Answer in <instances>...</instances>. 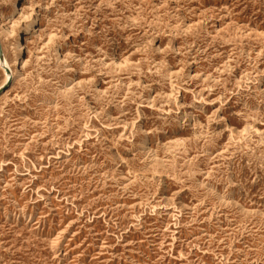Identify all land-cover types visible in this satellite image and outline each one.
I'll use <instances>...</instances> for the list:
<instances>
[{"label":"rangeland","instance_id":"rangeland-1","mask_svg":"<svg viewBox=\"0 0 264 264\" xmlns=\"http://www.w3.org/2000/svg\"><path fill=\"white\" fill-rule=\"evenodd\" d=\"M15 2L0 264H264V0Z\"/></svg>","mask_w":264,"mask_h":264},{"label":"bare ground","instance_id":"bare-ground-1","mask_svg":"<svg viewBox=\"0 0 264 264\" xmlns=\"http://www.w3.org/2000/svg\"><path fill=\"white\" fill-rule=\"evenodd\" d=\"M21 0H16L14 3L15 6H17L20 3ZM30 19V31L34 32V25L36 24V20L32 17H29ZM22 21V20H21ZM27 21V20H26ZM1 23V22H0ZM3 27V24H0V28ZM5 27V26H4ZM13 34V32H11ZM17 38V43H16V50H17V57H16V65L17 68L16 70L11 69L7 59L4 57L3 59L0 58V67L2 70H4L6 78L5 82L0 86V92L3 90H6V88L14 82L16 79L20 69V64H23L25 62V56H23L26 53V46L23 42V40L20 37V34L17 33L15 35ZM19 64V65H18Z\"/></svg>","mask_w":264,"mask_h":264},{"label":"water","instance_id":"water-1","mask_svg":"<svg viewBox=\"0 0 264 264\" xmlns=\"http://www.w3.org/2000/svg\"><path fill=\"white\" fill-rule=\"evenodd\" d=\"M0 58H1V59L4 58V54H3V49H2L1 42H0Z\"/></svg>","mask_w":264,"mask_h":264}]
</instances>
